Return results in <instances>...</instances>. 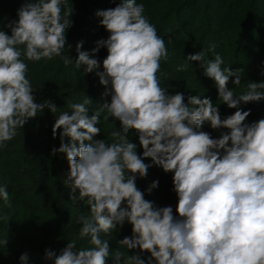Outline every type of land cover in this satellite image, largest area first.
I'll use <instances>...</instances> for the list:
<instances>
[{
	"label": "clouds",
	"instance_id": "obj_1",
	"mask_svg": "<svg viewBox=\"0 0 264 264\" xmlns=\"http://www.w3.org/2000/svg\"><path fill=\"white\" fill-rule=\"evenodd\" d=\"M63 3H24L18 21L5 25L11 35L0 30V147H6L38 112L45 108L57 112L51 101L35 102L28 64L21 56L32 62L62 56L66 30L73 24L71 8L62 15ZM143 13L144 5L136 0H121L115 8L96 13L110 34L97 42L92 53L107 49L102 71L100 62L81 50L83 42L76 45V67L86 65V73L96 70L106 89L104 96L111 100L90 118V97L68 105L70 111L62 112L52 128L53 138L59 134L60 139L52 155H66L70 199L90 207L79 221V236L89 238L90 247L77 248L73 241L59 254L48 249L45 256L54 264H107L109 242L101 236L128 222L132 236L119 244L138 254L125 256L117 250L111 253L114 264L121 260L123 264H264V119L245 123L251 110L240 107L264 101V81H250L237 96L228 85L231 77L235 86L241 85L243 70L222 68L224 60L212 43L188 55L177 70L185 71L187 62H200L203 75L215 82L218 102L236 111L222 119L220 103L214 106L211 98L200 95L185 103L182 92L169 94L160 86L161 61L167 62L169 51ZM209 53L213 60L207 59ZM62 58L65 65L73 63ZM102 114L104 122L110 118L120 122L121 130L111 133L116 138L111 143L94 139L101 132L96 125ZM205 122L213 130L229 131L214 139L202 130ZM130 132L138 135L143 158L127 139ZM149 158L152 163L146 164ZM153 166L174 174L178 218L171 206L157 207L136 186L137 176L145 178ZM158 186L154 181L148 193ZM0 197L8 202L7 185L0 186ZM140 253L150 255L145 260ZM20 260L26 264L27 253Z\"/></svg>",
	"mask_w": 264,
	"mask_h": 264
},
{
	"label": "trees",
	"instance_id": "obj_2",
	"mask_svg": "<svg viewBox=\"0 0 264 264\" xmlns=\"http://www.w3.org/2000/svg\"><path fill=\"white\" fill-rule=\"evenodd\" d=\"M28 1L0 0V30L11 35L10 29L5 25L18 21V9ZM99 1L65 0L62 4V15L63 11L71 8L72 16L69 19L73 24L66 30V46L62 56L38 62L24 59L28 64L27 78L34 90L35 102L51 101L56 105L57 112L52 113L47 108L38 112L37 117L30 119L24 129L17 130V135L7 142L6 147H0V186L7 185L9 193L8 202L0 197V264H23L20 256L24 253L28 255L26 264H54V260L45 256L48 249L59 254L68 242L73 241L77 248L90 247L89 238L81 239L79 236L80 217L88 215L90 207L84 202L70 199V189L65 184L69 172L68 161L65 154L52 155V149L60 147L59 134L54 139L52 128L62 112L70 111L68 105L72 103H81L90 97L92 103L87 105L90 118L105 101L111 100L110 97L104 96L106 89L97 74H89V77L85 69H76V72L74 67L65 65L62 58L70 55L72 61L78 59L76 45L80 41L88 45L93 39L95 43L106 40L103 34L105 32L97 28L100 21H96L94 14L100 7L107 10L111 8L110 3L112 8H115L119 2L101 0V5ZM199 1L136 0V3L144 5L143 15L156 27L158 33L165 34L161 38L165 40L169 57L167 62L161 61L158 73L160 86L167 88L169 94L182 92L185 95V103L188 97L200 95L201 98H211L216 106L218 91L215 82L203 75L200 62H187L185 71L177 69L186 63L188 55H195L215 43L216 53L224 60L222 68L243 70L241 85H234L235 77L230 78L228 85L237 96L246 91L250 81L262 82L260 74L264 66V21L260 23L256 14H264V0H206L204 10L194 7ZM207 6L209 8L206 9ZM206 10H210V14ZM226 13L230 16L239 14V23L231 26L230 22H224ZM172 18L174 22L170 25ZM254 21L259 22L257 29L259 31L260 28V31H256V41L252 46L253 37L247 29L249 23ZM22 58L25 57L22 55ZM207 59L213 60L214 55L209 53ZM218 103L222 119L236 111L222 104V101ZM240 107L244 111L251 110L245 123L251 124L264 119V101L241 104ZM100 120L101 123L96 126L101 132L94 139L113 142L116 138H112L111 133L121 130L120 122L114 118L104 122L103 114ZM202 130L214 139H218L222 132L229 131L213 130L208 122H205ZM127 139L137 145V154L143 158V148L139 145L138 135L130 132ZM65 142L70 143V138H66ZM144 162L152 163L150 158ZM173 175L153 166L148 169L145 178L137 176L136 186L144 193V198L157 207L171 206L178 218V197L173 190ZM157 180L158 188L149 194L148 188ZM126 236H132V225L128 222H125L123 228L118 226L107 236L102 234L101 238L117 243L127 254H138L137 251L130 252L119 244ZM115 251L116 249L111 253Z\"/></svg>",
	"mask_w": 264,
	"mask_h": 264
},
{
	"label": "rangeland",
	"instance_id": "obj_3",
	"mask_svg": "<svg viewBox=\"0 0 264 264\" xmlns=\"http://www.w3.org/2000/svg\"><path fill=\"white\" fill-rule=\"evenodd\" d=\"M205 1L206 0H200L199 2H197V5H195L194 7L196 8V9H198V10H204V3H205ZM28 2H31V0H29ZM100 2V4L102 5L103 4V2L100 0L99 1ZM118 2L119 3H121V0H118ZM109 6L112 8V6H111V4L109 3ZM116 7V6H115ZM105 8V7H104ZM207 8H209V6H207L206 7V9ZM98 10L99 11H101L102 10V7H100V8H98ZM206 12L208 13V14H210V10H206ZM240 12H242V10L240 11ZM256 13V12H255ZM1 14V13H0ZM241 15V14H240ZM229 16V18H227ZM256 16L260 19V23H261V21H264V14H256ZM94 17L95 18H97L96 19V21H100L101 20V18L100 17H98L96 14H94ZM238 17H239V14H233L232 16H230L229 14H227L226 13V15H225V17H224V22H230L231 23V26H233V25H235L236 24V22H238L239 23V20H238ZM242 17H243V14H242ZM173 22H174V18H172L171 19V21H170V25H172L173 24ZM97 25H98V29L99 30H101L102 32H105V33H103L104 35H105V38L106 39H108V37H109V33L107 32V30L105 29V28H103L102 26H101V24H99V23H97ZM258 25H260L259 24V22L257 23L256 21H254V22H250L249 23V25H248V29H247V31L250 33V36L251 37H253V40H252V46H253V44H255V41H256V31H258ZM259 31H260V28H259ZM258 31V32H259ZM157 34L160 36V37H163V36H165V34L163 33V35H162V33L160 32V33H158L157 32ZM231 34V33H230ZM230 34H229V36H230ZM260 34V33H259ZM230 37H232V36H230ZM80 41V40H79ZM94 41V39L92 40V42L90 43V44H83V48H82V51H85V52H88L89 53V55H90V58H94V59H97L99 62H100V64H101V68L99 69L100 71H102L103 70V67H102V62H103V60L107 57V55H108V52H107V49L106 48H100V50L98 51V52H96L95 53V55H93L92 53H93V50L94 49H96L97 48V43H95V42H93ZM81 42V41H80ZM234 45V43L232 44V46ZM86 47V48H85ZM73 56H74V54H73ZM69 58H70V55L68 56ZM75 57V56H74ZM76 58H78V55L76 56ZM25 58H22V60H24ZM77 61V59L75 60H73V63H71V64H68L69 66H71V67H74L75 68V71L77 72V70L76 69H78L77 67H76V65H75V62ZM67 65V66H68ZM81 69H86V65H83V66H81L78 70H81ZM79 72V71H78ZM92 73H94V74H96V70H94ZM92 73H88V74H86V75H88L89 76V74H91L92 75ZM160 75L158 74V77H159ZM264 66H263V68H262V71H261V74H260V79L262 80V81H264ZM68 77V74H67V76H66V78ZM90 77V76H89ZM108 242H109V249H110V253L113 251V250H115L116 249V251L117 250H120V251H122V252H124L123 251V248H121L120 246H118V244L117 243H115V242H113V241H111V240H108ZM125 253V252H124ZM128 255H135V254H132V253H129V254H127V253H125V256H128ZM142 255V258H144L145 260H147V258H148V255H146V254H141ZM107 264H114V259H113V257H111V255H110V257H109V259H108V261H107ZM121 264H123V260H121Z\"/></svg>",
	"mask_w": 264,
	"mask_h": 264
}]
</instances>
